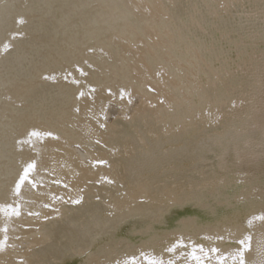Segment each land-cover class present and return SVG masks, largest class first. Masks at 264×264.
Here are the masks:
<instances>
[{
	"label": "bare ground",
	"instance_id": "bare-ground-1",
	"mask_svg": "<svg viewBox=\"0 0 264 264\" xmlns=\"http://www.w3.org/2000/svg\"><path fill=\"white\" fill-rule=\"evenodd\" d=\"M0 264H264V0H0Z\"/></svg>",
	"mask_w": 264,
	"mask_h": 264
},
{
	"label": "rangeland",
	"instance_id": "rangeland-1",
	"mask_svg": "<svg viewBox=\"0 0 264 264\" xmlns=\"http://www.w3.org/2000/svg\"><path fill=\"white\" fill-rule=\"evenodd\" d=\"M219 143H221L222 145H225L223 143V141H220ZM223 159H224V161H226L228 159V153H227L226 145H225L224 151H223ZM240 166L242 167V169H247V166L245 165L244 159H242V161L240 162Z\"/></svg>",
	"mask_w": 264,
	"mask_h": 264
}]
</instances>
